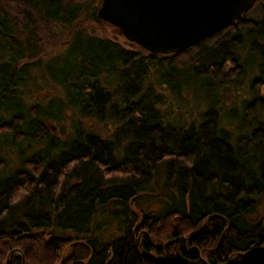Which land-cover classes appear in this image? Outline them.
Here are the masks:
<instances>
[{
  "label": "trees",
  "instance_id": "1",
  "mask_svg": "<svg viewBox=\"0 0 264 264\" xmlns=\"http://www.w3.org/2000/svg\"><path fill=\"white\" fill-rule=\"evenodd\" d=\"M101 2L0 0V150L17 162L0 154V264H264V0L145 56L77 22ZM69 113L67 134L48 127Z\"/></svg>",
  "mask_w": 264,
  "mask_h": 264
},
{
  "label": "water",
  "instance_id": "2",
  "mask_svg": "<svg viewBox=\"0 0 264 264\" xmlns=\"http://www.w3.org/2000/svg\"><path fill=\"white\" fill-rule=\"evenodd\" d=\"M253 2L102 0L96 16L118 28L128 42L135 43L144 51L154 55H171L229 27Z\"/></svg>",
  "mask_w": 264,
  "mask_h": 264
},
{
  "label": "rangeland",
  "instance_id": "3",
  "mask_svg": "<svg viewBox=\"0 0 264 264\" xmlns=\"http://www.w3.org/2000/svg\"><path fill=\"white\" fill-rule=\"evenodd\" d=\"M100 4L97 5L96 8H94L93 6H91L88 10V12H86V15H83L81 18L78 19L77 22L81 23L82 25L86 26V31L88 32L89 35H93L95 37L101 38V39H108V40H112L118 44H120L124 49L129 50V51H135L138 53H141L143 56L147 55V52H145L143 49H141L140 47L136 46L135 44L129 43L121 34L120 30L105 23V22H97L95 20H92L91 18H89V16H91L92 14H96V11L98 9ZM52 32L57 33V35H55V38L59 39V42H64L65 40L68 39V36H63V32L61 33L60 31H58L59 29H57V31H55L54 29H51ZM48 35L45 33H42V40L44 41V50H48L49 46L45 43L50 41V38H47ZM60 37V38H59ZM67 51L66 47H60L58 48L54 53H51L50 56H55V57H59L62 56L63 54H65ZM48 52V51H47ZM45 54V53H43ZM50 59L47 60V62H49ZM33 87V86H32ZM55 89L54 85L48 81V82H40L37 83L36 86L31 89L32 91L26 96L25 101L27 105H33V104H39V105H45L49 99H51L55 92L53 91ZM245 95V92L242 91L241 95H239V99H241L243 96ZM239 99L235 98L233 103H229L228 107L230 106L231 108H235L237 107V105H239ZM238 100V101H237ZM174 104V110H178V108H181V106H179L177 104V102H173ZM168 104L166 103V105L164 107L167 108ZM178 108H177V107ZM191 109V108H190ZM189 112H193V114H196L195 110H190ZM71 117L72 115L69 113L66 118H63L62 120L58 121V122H52L50 120H48V122H50V124L48 125V127H52L53 131L56 132L57 134L59 132H62V134H67L68 133V128L70 127V122H71ZM93 128H95V130L100 133L103 137H107L111 134V132L113 131V127L110 124H99L94 126ZM52 130V129H51ZM59 131V132H58ZM59 135V134H58ZM0 154L2 155L3 159L5 160V162L8 164L7 165V171H11L14 168H16L17 166V162H16V157H15V152H13L9 147L4 148V150H0ZM257 209H256V218L261 217L264 214V199H261V202L259 204H257ZM100 219H95L94 221V225H96L99 222ZM98 234H101L102 239H111L112 237H114L116 235V227L115 225H110L108 227H106L103 230L98 231Z\"/></svg>",
  "mask_w": 264,
  "mask_h": 264
}]
</instances>
